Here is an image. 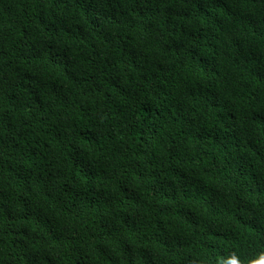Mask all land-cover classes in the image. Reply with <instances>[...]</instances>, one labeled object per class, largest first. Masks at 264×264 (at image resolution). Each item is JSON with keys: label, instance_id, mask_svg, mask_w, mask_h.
Wrapping results in <instances>:
<instances>
[{"label": "trees", "instance_id": "obj_1", "mask_svg": "<svg viewBox=\"0 0 264 264\" xmlns=\"http://www.w3.org/2000/svg\"><path fill=\"white\" fill-rule=\"evenodd\" d=\"M0 264H264V0H0Z\"/></svg>", "mask_w": 264, "mask_h": 264}]
</instances>
